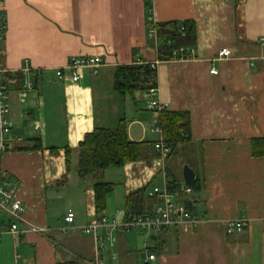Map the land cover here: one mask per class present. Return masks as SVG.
<instances>
[{"label": "crops", "instance_id": "1", "mask_svg": "<svg viewBox=\"0 0 264 264\" xmlns=\"http://www.w3.org/2000/svg\"><path fill=\"white\" fill-rule=\"evenodd\" d=\"M2 14L1 64L15 75H7L12 140L0 181L16 188L22 232L0 235V264H92L94 239L82 228L100 215L124 221L126 197L145 188L150 213L160 200L149 192L166 188L167 178L185 185L184 169L199 189L187 185L191 193L179 201L200 222L156 235L112 231L115 246L104 241L101 264H264V150L260 157L251 150L252 139L264 144V0H2ZM173 22L194 24L190 58L160 61L166 37L158 34L155 47L147 30ZM223 48L230 56L216 60ZM77 56H99L103 64L95 75L84 69L78 82L59 80L56 72L70 76L66 67ZM142 63L155 64L157 101L189 115L190 141L164 159L153 148L158 137L149 132L145 92L121 96L114 88L117 67ZM123 118L128 139L149 147L141 160L98 177L115 187L97 215L94 181L76 173L78 145ZM2 216L0 231L8 222ZM237 219L247 226L227 234L226 223ZM26 225L45 232H25Z\"/></svg>", "mask_w": 264, "mask_h": 264}, {"label": "built area", "instance_id": "2", "mask_svg": "<svg viewBox=\"0 0 264 264\" xmlns=\"http://www.w3.org/2000/svg\"><path fill=\"white\" fill-rule=\"evenodd\" d=\"M150 11V9H148ZM2 14V0H0V159L4 153L10 148L11 129L12 124L8 119V87H7V75L14 74V71L5 69L1 64V45L3 42V35L5 32V25ZM148 38L153 42L155 47H158L160 42V36L158 35L155 26H150L147 30ZM178 52H186L191 54V49L180 48L172 52V56H175ZM230 51L227 48L220 49L215 57L216 60L228 58ZM102 58L99 56H77L73 57L68 65L67 69L70 71V76L66 77L62 72H56V76L59 80L64 81L69 79L72 83L78 82L81 79V72L84 69L90 70L92 74H96L98 69L103 64ZM151 68L155 69L154 63H149ZM23 73L30 71L29 66L25 65L21 70ZM211 75H216L217 70L212 68ZM15 75V74H14ZM24 88L30 89L31 84L28 81L24 82ZM148 101V109L152 112L151 124L149 132L158 137L153 145L154 150L157 152L161 159H164L167 153L170 151L168 145L164 144L162 139V132L160 128L159 115L161 111L165 110V105H162L157 101V87L151 88L145 92ZM19 140V139H18ZM191 193V189L188 186L180 185L176 190H169L167 187L164 189L153 188L149 192V196L156 197L160 200V203L155 205L150 213L135 216L127 221L109 222L105 215H100L91 220L87 225L82 228V232L85 235H90L94 239V254L92 264H101V250L103 242L106 241L108 247L113 248L115 246L116 239L114 238L112 231L118 233L127 232L131 230H139L146 235H156L162 232H168L171 230L179 229L184 223L191 226L197 225L200 222L201 216L196 211L190 209L184 202L179 201V196H185ZM21 201L16 197V188L10 186L8 183L0 181V215H3L8 219L7 224H1L3 231H0V235L4 233L15 236L21 234L19 230V223L21 222ZM74 220V213L68 211L64 217L66 225H70ZM247 221L244 219H237L234 221H228L225 226L227 234L240 233L247 226ZM103 229V236L98 234V230ZM64 228L62 231L64 232ZM25 232L34 234H43L44 228L34 227L26 225ZM155 259L154 255H149L148 260Z\"/></svg>", "mask_w": 264, "mask_h": 264}, {"label": "trees", "instance_id": "3", "mask_svg": "<svg viewBox=\"0 0 264 264\" xmlns=\"http://www.w3.org/2000/svg\"><path fill=\"white\" fill-rule=\"evenodd\" d=\"M155 28L158 34L166 37L157 50L160 61L172 60L173 51L193 45L195 31L192 22L165 23L156 25ZM187 58H190V54L186 52H178L175 56V59ZM156 86L155 69L148 63L119 66L114 73V88L121 96L132 95L134 92H146ZM158 115L163 142L170 148V154H174L179 145L190 141L189 115L186 112H170L166 109ZM148 147L147 142H132L128 139L127 121L124 118L119 120L115 129H94L79 143L76 173L80 179L94 181V204L97 215L105 211L106 196L115 187L110 183L98 182V177L108 168H120L126 163L141 160ZM251 150L254 157H260L264 150L263 141L252 139ZM65 163L69 170L71 151L68 149L65 151ZM167 184L169 190H176L179 186L169 178H167ZM192 184V190L197 191L199 186L196 183ZM145 192L146 188L126 197L124 221L130 220L132 216L148 213L145 209ZM57 264L78 263L70 261Z\"/></svg>", "mask_w": 264, "mask_h": 264}, {"label": "water", "instance_id": "4", "mask_svg": "<svg viewBox=\"0 0 264 264\" xmlns=\"http://www.w3.org/2000/svg\"><path fill=\"white\" fill-rule=\"evenodd\" d=\"M183 179H184V183L187 186L192 185L193 181H194V175L190 170H186L184 169L183 171Z\"/></svg>", "mask_w": 264, "mask_h": 264}, {"label": "rangeland", "instance_id": "5", "mask_svg": "<svg viewBox=\"0 0 264 264\" xmlns=\"http://www.w3.org/2000/svg\"><path fill=\"white\" fill-rule=\"evenodd\" d=\"M148 101H149V99H148ZM2 217H3L4 221H6L5 218H4V216H2ZM132 233H133V232H132ZM103 244H104V242H103ZM106 245H107V244H106Z\"/></svg>", "mask_w": 264, "mask_h": 264}]
</instances>
